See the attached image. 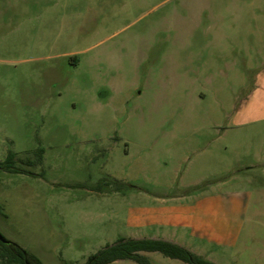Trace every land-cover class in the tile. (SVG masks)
I'll use <instances>...</instances> for the list:
<instances>
[{
  "label": "rangeland",
  "instance_id": "obj_1",
  "mask_svg": "<svg viewBox=\"0 0 264 264\" xmlns=\"http://www.w3.org/2000/svg\"><path fill=\"white\" fill-rule=\"evenodd\" d=\"M263 70L264 0H0V162L14 152L28 172L0 171V234L44 264H85L131 235L100 181L176 191L189 160L147 156L199 141L227 147L224 190L247 203L237 245L203 254L264 264V110L237 116Z\"/></svg>",
  "mask_w": 264,
  "mask_h": 264
},
{
  "label": "crops",
  "instance_id": "obj_2",
  "mask_svg": "<svg viewBox=\"0 0 264 264\" xmlns=\"http://www.w3.org/2000/svg\"><path fill=\"white\" fill-rule=\"evenodd\" d=\"M255 82L249 101L237 111L238 117L264 115L257 113L260 109L264 110V70ZM226 151L225 146L199 141L152 149L148 158L172 156L179 161L189 160L190 164L181 179L183 184L176 191L170 184L165 186V191L158 192L157 184L148 187L138 183L121 193H110L122 196L128 203L126 224L131 235L123 238L167 241L209 261V255L203 252L209 254L213 248L235 247L242 231L241 216L247 203L240 192L224 190L228 182H235L237 172L233 161L226 163L222 154ZM259 166H264V163ZM110 178L125 184L133 182ZM203 183L212 184L199 187ZM194 187L198 189L187 193ZM88 191L109 194L98 193L91 188ZM147 254L143 253L144 256Z\"/></svg>",
  "mask_w": 264,
  "mask_h": 264
},
{
  "label": "trees",
  "instance_id": "obj_3",
  "mask_svg": "<svg viewBox=\"0 0 264 264\" xmlns=\"http://www.w3.org/2000/svg\"><path fill=\"white\" fill-rule=\"evenodd\" d=\"M44 150L39 148L33 157H27L22 160L26 166L41 165L43 161ZM16 154L9 152L6 159L0 162V171L9 174H27L28 172L16 165ZM111 192L121 193L123 189L130 187L129 184L117 181L112 178L102 179ZM204 186V185H202ZM199 186V187H202ZM206 186V185H205ZM78 187L84 188L83 185ZM198 187L187 191H196ZM92 191L103 193L98 187L91 188ZM143 253H160L166 258L181 261L185 264H216L201 256L196 255L190 250L162 240H135L121 238L114 244L107 245L96 254L91 255L85 264H111L117 261H133L137 264H151L149 259ZM0 264H44L37 256L23 249L16 244L5 245L0 241Z\"/></svg>",
  "mask_w": 264,
  "mask_h": 264
},
{
  "label": "water",
  "instance_id": "obj_4",
  "mask_svg": "<svg viewBox=\"0 0 264 264\" xmlns=\"http://www.w3.org/2000/svg\"><path fill=\"white\" fill-rule=\"evenodd\" d=\"M0 241L5 245L13 244L10 241L6 240L1 234H0Z\"/></svg>",
  "mask_w": 264,
  "mask_h": 264
}]
</instances>
